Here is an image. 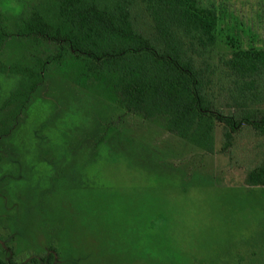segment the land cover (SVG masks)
I'll list each match as a JSON object with an SVG mask.
<instances>
[{
	"label": "rangeland",
	"instance_id": "374dc122",
	"mask_svg": "<svg viewBox=\"0 0 264 264\" xmlns=\"http://www.w3.org/2000/svg\"><path fill=\"white\" fill-rule=\"evenodd\" d=\"M43 1L0 0V19L12 28L37 7L55 21ZM212 1L215 105L228 113L219 59L230 35L264 48V0ZM44 52L55 50L3 47L0 109L14 86L4 65ZM108 83L76 59L51 65L15 129L0 123V254L15 264H264V187L246 185L264 161V138L246 128L225 153L218 126L207 153L163 120L128 112Z\"/></svg>",
	"mask_w": 264,
	"mask_h": 264
},
{
	"label": "trees",
	"instance_id": "16d2710c",
	"mask_svg": "<svg viewBox=\"0 0 264 264\" xmlns=\"http://www.w3.org/2000/svg\"><path fill=\"white\" fill-rule=\"evenodd\" d=\"M42 3L53 7L55 21L37 7L12 28L0 19V52L9 42L55 50L28 59L22 55V63L4 65L14 86L0 109L2 125L11 120L15 129L51 65L76 59L86 76L109 80L128 112L163 120L168 132L207 153L215 152L218 126L225 153L246 128L264 138V48H244L233 35L227 37L232 50L219 59L217 84H226L220 88L231 111L216 108L217 68L211 59L220 37V16L212 0ZM246 185L264 187V161L248 172ZM0 264L15 263L0 254Z\"/></svg>",
	"mask_w": 264,
	"mask_h": 264
}]
</instances>
